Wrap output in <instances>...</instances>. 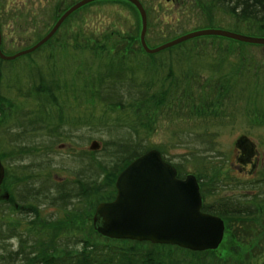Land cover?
<instances>
[{"label":"trees","instance_id":"trees-1","mask_svg":"<svg viewBox=\"0 0 264 264\" xmlns=\"http://www.w3.org/2000/svg\"><path fill=\"white\" fill-rule=\"evenodd\" d=\"M207 2L210 10L234 21L227 30L264 37V0ZM142 4L153 28L154 9ZM209 26L201 21L195 29ZM154 29L147 33L151 48L187 32L183 24ZM200 38L157 55L146 54L139 38L132 47L123 43L117 48L108 38L106 46L76 45L68 52L71 56L54 55L48 47L45 55L39 50L15 62L0 59V152L7 168L0 186V190L4 186L7 190L0 197V264H214L207 258L209 251L111 240L97 233L92 224L87 228L73 226L74 220L70 225L65 221L66 213L73 218L85 217L90 215L87 208L95 212L100 203L113 201L118 176L151 149L162 153L179 178L191 173L198 176L205 200L203 211L225 223L234 220L230 241L248 245L264 233V229L255 231L256 223L258 228L264 226V179L253 176V180H243L227 172L228 176L216 174L208 180L206 174L221 172L226 157L218 148L217 134L205 122L202 128V121L196 123L192 127L196 131L190 128L175 133V143L170 145L153 144L150 138L155 97L163 96L157 104L161 109L183 82L205 74L226 83L222 88L227 90L231 105L243 102L264 123V64H242L238 56L230 59L229 53L223 56L220 51L213 54L212 49L199 46ZM2 49L8 54L4 44ZM45 99L54 102L55 108L42 104ZM67 100L103 105V114L90 111L85 118L71 113L67 116ZM178 107L167 103V109L181 117ZM191 110L198 118L208 115L205 110ZM225 113L215 112L212 120L219 124L229 119ZM66 138L70 139L71 153L57 164L47 149ZM95 140L101 142L100 151L78 150ZM2 142L10 153L2 149ZM177 148L186 151L179 156L180 163L170 160L172 149ZM58 165L65 169L59 170ZM53 175L65 179L55 180ZM252 252L257 259L262 258L264 245L253 247Z\"/></svg>","mask_w":264,"mask_h":264},{"label":"rangeland","instance_id":"rangeland-1","mask_svg":"<svg viewBox=\"0 0 264 264\" xmlns=\"http://www.w3.org/2000/svg\"><path fill=\"white\" fill-rule=\"evenodd\" d=\"M78 1L80 0H0V22L6 48L17 53L33 47L51 31L57 20L70 7L69 3ZM141 2L150 9H154V25L153 28L152 25H148V31L152 29L155 32L154 26H157L160 31L165 29L167 24L173 27L183 24L187 27L185 35L204 29H195L197 23L201 21L207 23V26L210 25L208 28L221 29L224 26L225 29H229V27L234 26V21L230 18H224L222 15L210 10L207 0H141ZM140 32V16L134 6L121 1L102 0L88 5L73 14V16L68 17L58 31L56 39H53L48 47L54 55L61 56H71L68 52H71V48L74 50L76 45L84 46L89 43L91 47L106 46L108 38L113 41L116 48L123 43H127L132 47L136 39L139 38ZM198 41L200 47L212 49L213 54L217 55V51H220L223 56H228L227 53H229L230 59H235L233 58L234 55L238 56V60L240 59L239 62L242 64H264L263 46L257 47L252 44L236 43L229 39L220 40L211 36L201 37ZM198 41L193 43L196 47ZM218 82V78L210 74H205L204 77H191L176 93L172 94L171 98L162 104L164 109L157 107L163 96H156L155 102H152L156 106L154 111L156 120L150 138L153 144L167 143L170 145L173 142L175 143V133L190 128L192 131H196L192 127L202 121L199 125L202 128V123L205 122L217 134L218 148L226 157L221 165V172L206 174L208 180L214 178L216 174L220 177V175L228 176V173L239 176L243 180H253L250 178L251 176L264 179V123H261V120L253 115L251 108L245 106L243 102L238 105H231L229 95L226 94L227 90L222 88L224 85L226 86V83L221 81L218 84ZM43 101L42 104L52 107L51 104L53 103L46 99ZM67 102L69 103L66 106V110L69 111L67 116L72 111L73 117H89L87 115L92 110L86 108L78 110V104L74 103V100H67ZM169 102H172L173 105H179L176 112H180L181 117H176L173 111L167 109V103ZM210 104L211 106L208 107ZM194 108L199 111L205 110V113L208 114L206 119H204V116L198 118L197 115H193L191 109ZM219 110L226 111L225 115L230 116L229 119L226 117L219 123L223 126H219L212 120L216 117H212V115ZM96 111V114H98L102 111V107L99 106ZM250 119L255 123H252ZM258 122L261 125H258ZM88 131L87 134H90L91 131L89 129ZM243 135L249 136L252 141L257 143L260 153V164L251 176L248 173L241 172L237 162L239 152L235 147V142ZM92 142L81 145L78 150L91 151ZM58 144L55 145V148L47 149L50 158L53 157L54 162L57 164L62 156L65 158L70 155L72 147L69 138ZM62 144H65V146L61 147ZM101 148L102 145H100L98 151ZM172 154L174 156H171L170 160L180 163L179 156L186 154V151L181 148L172 149ZM57 164L55 165L57 166ZM70 166H73V164L71 163ZM58 168L59 170L65 169L59 165ZM65 174L67 175V173ZM53 178L55 180L65 179V177L58 175H53ZM6 191V186L2 187L0 197L4 196ZM86 213H90V215H85L86 218L84 216L73 218L72 215L66 213L64 216L66 217L65 221L70 225L74 220L75 224L73 223V226L84 225V227L90 228V224L93 225L95 212L87 208ZM233 224V219L227 220L223 243L217 250L209 251L207 257L209 261L214 264H248L249 261L264 264V255L262 258L257 259L255 253L252 252L253 247L264 245V233L250 241L248 245L236 244L230 241V228ZM255 225V231L264 229V226L258 228V224ZM26 232H28L27 228Z\"/></svg>","mask_w":264,"mask_h":264},{"label":"water","instance_id":"water-1","mask_svg":"<svg viewBox=\"0 0 264 264\" xmlns=\"http://www.w3.org/2000/svg\"><path fill=\"white\" fill-rule=\"evenodd\" d=\"M102 0H83L73 6L57 22L53 30L39 44L18 52L15 57L29 55L46 43L58 30L63 21L80 7ZM111 1V0H110ZM113 1V0H112ZM127 1L134 5L142 18L141 44L150 54H156L190 40L215 36L233 41L264 45V37L251 36L227 29L205 28L182 35L156 48L148 46L145 40L148 20L140 0ZM241 157L237 162L245 164V152L249 158L256 155L255 143L246 135L239 137L235 144ZM100 144L92 142L91 150H98ZM4 168L0 161V186L4 180ZM117 195L113 201L97 206L93 216V226L97 233L111 240L149 242L156 245L176 246L191 252L217 250L225 235V222L222 218L203 211V196L199 179L188 174L179 178L177 169L167 162L158 149H152L134 160L117 178Z\"/></svg>","mask_w":264,"mask_h":264},{"label":"bare ground","instance_id":"bare-ground-1","mask_svg":"<svg viewBox=\"0 0 264 264\" xmlns=\"http://www.w3.org/2000/svg\"><path fill=\"white\" fill-rule=\"evenodd\" d=\"M81 1H83V0H80V1H78L77 3H79V2H81ZM108 1H110V0H108ZM113 1H115V0H113ZM77 3H75V4H73L72 6H70L62 15H61V17L65 14V13H67L73 6H75ZM92 3H94V2H92ZM92 3H88V4H86V5H84V6H82V7H80L79 9H77V10H75L73 13H71L68 17H70V16H72L74 13H76V12H78V11H80L81 9H83L84 7H87L88 5H90V4H92ZM130 5H132V6H134L133 4H131L130 3ZM144 8H145V6H144ZM145 11H146V14H147V20H148V24H149V14L147 13V10H146V8H145ZM139 13V12H138ZM139 16H140V22H141V32H142V18H141V15H140V13H139ZM61 17L57 20V22L61 19ZM67 17V18H68ZM66 18V19H67ZM65 19V20H66ZM65 20L63 21V23L61 24V26L64 24V22H65ZM57 22L55 23V25L57 24ZM55 25L53 26V28L55 27ZM61 26L58 28V30L53 34V36L46 42V43H44L43 45H41L39 48H37L35 51H33L32 53H30V55L31 54H33V53H35L36 51H39V50H41L40 51V53H41V55H45L46 54V50H47V48H48V45H50L49 44V42H52L53 41V39L55 40L56 39V37H57V34H58V31L60 30V28H61ZM148 26V25H147ZM53 28L51 29V31L53 30ZM50 31V32H51ZM49 32V33H50ZM141 32H140V36H139V40H141ZM0 33H1V51H2V53H3V55L4 56H6V57H15L17 54H18V52L17 53H11V52H9V50L7 51V53L8 54H5L4 52H3V49H2V46H3V44L5 45V43H4V41H3V32H2V30H1V27H0ZM48 33V34H49ZM147 33H148V28H147V31H146V35H145V40L147 41ZM47 34V35H48ZM46 35V36H47ZM45 36V37H46ZM44 37V38H45ZM44 38H42V39H44ZM223 38V37H222ZM41 39V40H42ZM176 39V38H175ZM224 39H227V38H224ZM40 40V41H41ZM174 40V39H173ZM39 41V42H40ZM172 41V40H171ZM39 42L38 43H36L33 47H35L37 44H39ZM141 42V41H140ZM170 42V41H169ZM168 43V42H167ZM142 45V44H141ZM46 46V47H45ZM33 47H31V48H33ZM49 49V48H48ZM23 51V50H22ZM145 51V50H144ZM19 52H21V51H19ZM145 53L146 54H149V55H157V54H160V53H162V52H159V53H156V54H150V53H147L146 51H145ZM27 56V55H26ZM24 57V56H23ZM22 57L20 56V57H16L15 59H13V60H5V59H3V58H1V56H0V59L2 60V61H7V62H15V61H17V60H19V59H21ZM188 80V79H187ZM186 80V81H187ZM185 81V82H186ZM185 82H183L182 83V85H184L185 84ZM51 103H53V104H51L52 105V107L51 108H55V103L54 102H52V101H50ZM79 103V102H78ZM102 107V110H104V106L103 105H94V106H91V104H81V105H79L78 104V110L79 109H88V110H92V111H94V113H96L97 111H96V109L98 108V107ZM79 107H81V108H79ZM71 113H72V111H71ZM55 114H56V112H55ZM102 114H103V111H101V112H99L98 114H96L97 116H102ZM150 119H152L153 121H155L156 120V118L155 117H152V118H150ZM219 126H220V124H219ZM247 136V135H246ZM241 137V136H240ZM249 137V136H248ZM98 144H100L101 145V142L99 141V140H95ZM254 142V141H253ZM255 143V145H256V148L258 149V145H257V143L256 142H254ZM1 145L3 146V150L4 151H6V153L8 154V153H10V148H9V146L6 144V143H4V142H2L1 143ZM65 146V144H62V146L61 147H64ZM2 153L0 152V161H1V164H2V166H3V168H4V174H5V176H4V180H5V178H6V174H7V168H6V166H5V164L3 163V160H2ZM241 156H239V158H240ZM240 165H242L241 163H240ZM191 174H193V173H191ZM193 175H195L197 178H198V176L196 175V174H193ZM3 180V181H4ZM117 190V189H116ZM201 191H202V188H201ZM201 194H202V192H201ZM117 195V194H116ZM203 196V195H202ZM110 202V201H109ZM102 203H104V202H102ZM101 204V203H100ZM203 207H204V204H203ZM219 217V216H218ZM221 218V217H220ZM224 220V219H223ZM225 222V221H224ZM225 226H226V223H225ZM224 237H225V235H224ZM133 242H135V241H133ZM13 243V242H12ZM223 243V242H222ZM207 252V251H206ZM198 253H201V252H198ZM203 253V252H202Z\"/></svg>","mask_w":264,"mask_h":264},{"label":"flooded vegetation","instance_id":"flooded-vegetation-1","mask_svg":"<svg viewBox=\"0 0 264 264\" xmlns=\"http://www.w3.org/2000/svg\"><path fill=\"white\" fill-rule=\"evenodd\" d=\"M235 144H236V142H235ZM238 152H239V155H238L237 159L239 158V156H241V153L239 150H238ZM243 160H244L245 164L244 165L239 164L240 171L244 172V173H248L251 176L257 170V168L260 164L259 150L256 148V155L252 158H249L245 152V155H243ZM251 177H253V176H251ZM204 203H205V200H204Z\"/></svg>","mask_w":264,"mask_h":264}]
</instances>
